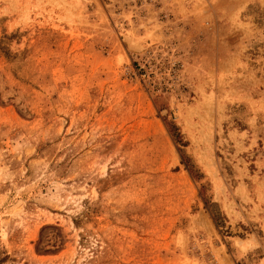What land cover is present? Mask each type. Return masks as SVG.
<instances>
[{
    "label": "rangeland",
    "instance_id": "1",
    "mask_svg": "<svg viewBox=\"0 0 264 264\" xmlns=\"http://www.w3.org/2000/svg\"><path fill=\"white\" fill-rule=\"evenodd\" d=\"M0 264H264V0H0Z\"/></svg>",
    "mask_w": 264,
    "mask_h": 264
},
{
    "label": "trees",
    "instance_id": "2",
    "mask_svg": "<svg viewBox=\"0 0 264 264\" xmlns=\"http://www.w3.org/2000/svg\"><path fill=\"white\" fill-rule=\"evenodd\" d=\"M214 217H215V219L218 221V218H217V215H216V214H214ZM218 224H219V222H218Z\"/></svg>",
    "mask_w": 264,
    "mask_h": 264
}]
</instances>
